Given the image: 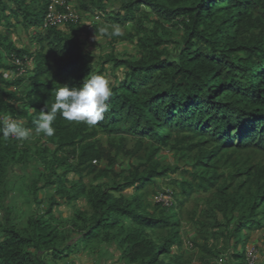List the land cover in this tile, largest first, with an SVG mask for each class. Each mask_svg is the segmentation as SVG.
<instances>
[{
	"label": "trees",
	"instance_id": "16d2710c",
	"mask_svg": "<svg viewBox=\"0 0 264 264\" xmlns=\"http://www.w3.org/2000/svg\"><path fill=\"white\" fill-rule=\"evenodd\" d=\"M97 1L80 10L104 16L100 28L133 25L135 34L108 37L94 26L95 34L113 46L134 42L139 57L112 51L96 61L78 41L81 22L40 31L47 0H0V26L36 30L38 45L0 34V119L11 115L34 138H0V264H48L97 243L115 245L129 264H220L224 254L226 264H245L251 234L264 232V0H119L108 15ZM173 30L182 36L171 60ZM90 74L113 84L104 119L88 126L58 112L55 135L37 134L54 89L79 88ZM121 160L129 167L117 172ZM32 163L37 209L20 227L2 198L12 170ZM158 181L172 190L157 192ZM163 192L172 205L150 199ZM82 200L88 210L56 214ZM184 222L196 236L185 237Z\"/></svg>",
	"mask_w": 264,
	"mask_h": 264
},
{
	"label": "rangeland",
	"instance_id": "374dc122",
	"mask_svg": "<svg viewBox=\"0 0 264 264\" xmlns=\"http://www.w3.org/2000/svg\"><path fill=\"white\" fill-rule=\"evenodd\" d=\"M70 5L76 10L82 17L81 27L83 29L82 34L78 37V41L80 42L82 48L93 57H95L96 61H100L102 58L106 57L112 51H115L118 57H124L126 55L137 58L139 57V51L134 44V42H120L115 46L111 45L110 39L105 38L102 35H97L94 32V26H98L100 30L102 25H106L105 17L103 16H93L90 13H84L80 10V5L85 4L89 5V0H68ZM99 4L102 3L107 7V15L113 10H117L119 8L120 2L119 0H98ZM144 26L151 31L154 27L152 23L146 21ZM112 30V27H111ZM122 35H127L131 33L135 34V29L133 25H128L125 28H120ZM11 37V40L16 44L17 47L20 48H28L31 51L36 50L38 47L35 36L37 35L36 30H30L29 32L25 31L21 27H15L8 29L4 26H0V34H7ZM95 35L97 36V40L94 39ZM181 36L182 32L178 30L172 31L171 41L173 44L169 45V58L174 60L176 55L180 51L179 45L181 44ZM136 40V39H135ZM177 43V44H174ZM31 66V63L28 65ZM27 71V69H26ZM121 74L120 71L118 72ZM11 75L12 74H7ZM9 77V76H8ZM29 144L34 142L33 136L29 140H27ZM167 156L169 160L172 162L173 159L171 154L166 152L163 154ZM121 165L116 167L117 172H120L122 169H126L129 167L128 160H121ZM40 168L32 163L28 168L17 167L12 170L11 174V182H10V194L9 197L4 200L5 203H10L13 211V218L16 219V223L20 225V227H24L27 223V219L36 211L37 206L33 201L31 196V192L29 190V186L31 181L34 178V175L38 174ZM157 192L163 190H172L170 187L166 185L164 181H158L157 183ZM131 192V191H127ZM51 196V191L43 190L40 193V197L47 200ZM157 196L151 195V200L156 201ZM196 205V202L192 200L186 206V212L191 210ZM76 208L88 210V206L85 201H79L75 204V206L63 205L56 208V214L61 219L72 218L74 216V211ZM1 214V213H0ZM186 217V213H185ZM184 230L183 233L185 237L189 234L190 236H196V230L190 223L184 222ZM79 239V236H76L69 244H74ZM186 251L189 252V243L186 238ZM247 246H255L259 251V263L264 264V232L263 231H254L251 234L250 241ZM121 250L116 246H108L105 244H93L88 246L87 248H82L79 253L73 254L71 257L63 260L52 261L48 260V264H129L121 257ZM229 261V256L224 254L219 260L220 264H226ZM233 264L234 261L232 262Z\"/></svg>",
	"mask_w": 264,
	"mask_h": 264
},
{
	"label": "clouds",
	"instance_id": "9594fccd",
	"mask_svg": "<svg viewBox=\"0 0 264 264\" xmlns=\"http://www.w3.org/2000/svg\"><path fill=\"white\" fill-rule=\"evenodd\" d=\"M99 31L108 37L122 35L118 26H113L111 31L108 28H101ZM94 39L97 40L96 35ZM112 88L113 84L106 76L90 74L79 88L64 85L54 89L55 102L50 110H40V115L35 121V132L43 133L47 137L54 136L53 122L58 112L69 122L85 123L88 126L99 124L108 111V101L113 95ZM31 136L32 129L24 127L11 115L0 119V138H15L23 143Z\"/></svg>",
	"mask_w": 264,
	"mask_h": 264
},
{
	"label": "built area",
	"instance_id": "2783aa9c",
	"mask_svg": "<svg viewBox=\"0 0 264 264\" xmlns=\"http://www.w3.org/2000/svg\"><path fill=\"white\" fill-rule=\"evenodd\" d=\"M49 3L48 13L40 31H46L49 28H62L69 24L77 25L81 22V15L74 10L67 0H47ZM18 67V76H26L27 71L16 57L11 59ZM12 76H17L11 73ZM157 202L163 203L164 206H170L173 203L172 196L169 192H163L157 197ZM259 251L255 246H247L245 251V264H258Z\"/></svg>",
	"mask_w": 264,
	"mask_h": 264
},
{
	"label": "crops",
	"instance_id": "0c3cea01",
	"mask_svg": "<svg viewBox=\"0 0 264 264\" xmlns=\"http://www.w3.org/2000/svg\"><path fill=\"white\" fill-rule=\"evenodd\" d=\"M109 246V245H108ZM113 246H115V245H113Z\"/></svg>",
	"mask_w": 264,
	"mask_h": 264
}]
</instances>
